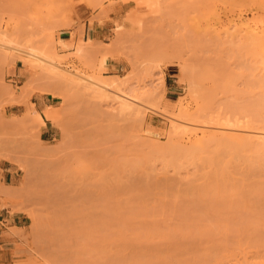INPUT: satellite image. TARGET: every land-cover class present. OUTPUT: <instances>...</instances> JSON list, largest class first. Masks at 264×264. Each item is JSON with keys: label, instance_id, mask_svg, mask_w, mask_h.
<instances>
[{"label": "rangeland", "instance_id": "374dc122", "mask_svg": "<svg viewBox=\"0 0 264 264\" xmlns=\"http://www.w3.org/2000/svg\"><path fill=\"white\" fill-rule=\"evenodd\" d=\"M263 16L264 0H0V34L13 40L0 45V158L18 169L12 209L29 216L3 231L13 250L1 264H264V155L215 165L167 153L173 116L264 131ZM125 91L141 112L110 99ZM34 92L55 98L53 134Z\"/></svg>", "mask_w": 264, "mask_h": 264}, {"label": "bare ground", "instance_id": "6f19581e", "mask_svg": "<svg viewBox=\"0 0 264 264\" xmlns=\"http://www.w3.org/2000/svg\"><path fill=\"white\" fill-rule=\"evenodd\" d=\"M264 17V16H263ZM253 19V18H252ZM255 20H258V19H254V21ZM248 22V21H247ZM250 20H249V22L246 24L247 26H246V28L248 27V24H250ZM261 22V21H260ZM245 23V22H244ZM254 23V22H253ZM256 23V22H255ZM258 24H259V22H257ZM252 24V23H251ZM258 24H256V25H258ZM242 26H243V24H241ZM245 25V24H244ZM240 26V25H239ZM259 26V25H258ZM241 27V26H240ZM245 27V26H244ZM253 27V26H252ZM254 27H255V25H254ZM262 27V26H261ZM261 27H260V30H261ZM264 27V26H263ZM262 27V28H263ZM243 28V27H242ZM1 29V28H0ZM245 29V28H244ZM259 30V29H258ZM5 31V30H4ZM1 32V31H0ZM3 33V32H2ZM245 33H246V30H245ZM248 33H250V32H248ZM252 33H255V30L252 32ZM252 33H251V35H252ZM257 33H260V31L258 32L257 31ZM0 35H2V34H0ZM249 34H247L246 36H248ZM258 35V34H257ZM8 34L6 33H3V35L2 36H0V40H2L3 42L1 43L0 42V45H4V46H7V47H9L8 45L9 44H11V42H13V40L12 39H10V37L8 36ZM11 38H13V37H11ZM253 38V37H252ZM256 38H258V37H256ZM90 40V39H89ZM86 42V41H85ZM262 42V41H261ZM264 44V43H263ZM254 45V44H253ZM11 46V45H10ZM80 46V45H79ZM16 47V46H15ZM260 47V46H259ZM262 47H263V45H262ZM6 48V47H5ZM16 48H18V47H16ZM258 50H260V48L258 49ZM261 51H263V54H264V48H263V50H261ZM27 53L29 54V55H31L32 57H34V59H36V58H38L39 60H46L47 58H45L44 56H42L39 52H38V50H36V48L34 49V47L32 48V46H31V49L30 50H27ZM256 54H257V52H256ZM254 55V54H253ZM36 57V58H35ZM259 57V56H258ZM260 57H261V55H260ZM48 60V59H47ZM46 60V61H47ZM48 62L49 63H51V64H53V65H55V62H53V61H51V60H48ZM254 62H256V61H254ZM261 63H263V69H264V61L263 62H260V64ZM257 64V63H256ZM259 64V63H258ZM56 66H58L57 64H56ZM263 69H262V71H263ZM105 77V76H104ZM107 77V76H106ZM262 78V82L264 83V72H263V77H261ZM105 79V78H104ZM195 80H198V79H196V77L194 78ZM194 79H193V81H194ZM101 80H103V79H101ZM107 80H109V79H106L105 80V82L107 81ZM98 82H102V81H98ZM97 82V83H98ZM104 81L102 82L103 84H105L106 85V83H105ZM110 82V81H109ZM164 82V81H163ZM96 83V82H95ZM102 83H100V85L99 86H102L103 84ZM119 84V83H118ZM163 84H165V83H163ZM107 85H109V83L107 84ZM115 87V86H114ZM117 87V86H116ZM119 87V86H118ZM98 88H101V87H98ZM121 92V91H120ZM119 92V93H120ZM129 94H127V92L125 91V92H122V93H120V94H118L117 93V95L115 96V95H110L111 97L112 96H114L113 98H111L110 97V99H113L115 102H117L118 103V105H119V107L121 108V110L123 109H131V110H129V111H132V109L133 110H135V111H140L141 109L140 108H138V106L139 105H141V104H139V103H135V104H139V105H137V107H134V106H136V105H134L133 104V100H130L128 97ZM131 97V96H130ZM108 98H109V95H108ZM134 99H136V98H134ZM264 101V100H263ZM113 102V101H112ZM111 102V103H112ZM264 103V102H263ZM32 104V103H31ZM30 105V104H29ZM33 105V104H32ZM112 106V105H111ZM142 106V105H141ZM153 106V105H152ZM32 107H35V106H32ZM53 107V106H52ZM144 107V106H143ZM116 108V107H115ZM187 108V107H186ZM34 109V108H33ZM57 109V108H56ZM117 109V108H116ZM55 110V109H54ZM124 110V111H125ZM145 110V109H144ZM147 110V109H146ZM183 109H181V111H182ZM185 110V109H184ZM28 111H30V110H28ZM27 112V111H26ZM123 112V111H122ZM141 112V111H140ZM139 112V113H140ZM145 112V111H144ZM184 112V111H183ZM182 112V113H183ZM29 113V112H28ZM35 115H37V117L38 118H40V120H45L44 118H43V114L39 111V110H37V109H35ZM45 113H46V115H47V118L48 119H52V120H54L55 119V117H56V114L53 112V110L50 108V107H48L47 109H45ZM133 114H135L134 116H136V113H134V112H132ZM165 113V112H164ZM163 113V114H164ZM131 114V113H130ZM174 114V113H173ZM184 114V113H183ZM185 114H187V113H185ZM132 115V114H131ZM137 115H139L138 113H137ZM143 115V114H142ZM166 116V115H165ZM178 116H183L184 117V115H181V114H178ZM171 118H173V120L171 119ZM170 119V122H171V124H172V122H173V124H172V128L174 129H172L175 133H174V135H178V137H179V139L181 138H183V137H185V136H187L188 138H189V140H192L193 139V141H194V143H195V145H191L192 147H184L183 145H180V142H179V144H178V137H177V135H176V139H173V141L171 142V143H173V145L170 143V145H171V147L172 146H174V144L176 145V147L177 148H175V149H177V150H175L173 147V149L171 148V147H169V144H168V142L166 143V145H168L167 147L171 150H168L167 151V153L169 152V154L171 153V152H173V154H174V152L176 153V151H177V153H176V155L175 156H177L176 158L178 159V155L177 154H179V162L180 161H182V159L184 158V156H185V152H186V155H187V153L189 152L192 156V160H194V159H196L195 157H204V159L206 158V160L207 161H214L213 163L216 165V163H218V161L220 160V158L221 157H224V153L225 154H227V152H229L230 153V155L232 156H239V157H246L247 158V162H249V164L248 165H255L254 164V161L256 160L257 161V159H255V157H257L256 155H259V156H261L262 157V155H264V131H263V129H261L262 131H260L259 133L258 132H254L255 134L254 135H250V136H245V135H243V134H237V133H234L233 132V130H232V133H220L221 132V129L224 127H222L221 129H219L218 130V128H220L221 126H219V127H217V128H215L214 129V126H213V131H212V126L209 128V129H206V127H197V128H193L192 126L191 127H189V125H188V123L185 121L186 119L185 118H187V117H184V118H181V117H171ZM134 119V118H133ZM185 119V120H184ZM189 119V118H188ZM135 120V119H134ZM190 120V119H189ZM142 121V120H141ZM176 121H178V122H176ZM45 122V121H44ZM143 122V121H142ZM190 122H192L193 123V121L192 120H190L189 121V123ZM196 123V122H195ZM170 124V125H171ZM197 124V123H196ZM195 124V125H196ZM169 125V126H170ZM203 125V124H202ZM226 125V124H225ZM198 126V125H197ZM200 126H201V124H200ZM216 126H218V125H216ZM227 126H225L224 128H226ZM238 127V126H237ZM231 128V127H230ZM239 128H242V127H240L239 126ZM229 129V128H228ZM237 129V128H236ZM243 129H244V127H243ZM247 129V128H246ZM209 130V131H208ZM226 130V129H225ZM172 131V132H173ZM216 131V132H215ZM239 131V130H238ZM243 131V130H242ZM247 131H250V130H248L247 129ZM253 131H255V130H253ZM222 132H224V130L222 129ZM171 133V132H170ZM181 133V134H180ZM251 134H253L252 133V129H251ZM172 135H173V133H172ZM169 137H170V135H169ZM186 139V138H185ZM171 140H172V138H171ZM175 140H177L176 142H175ZM166 141V140H165ZM168 141V140H167ZM181 141V140H180ZM193 141H191V143H193ZM184 142V141H183ZM161 143V142H160ZM193 143V144H194ZM181 144H182V142H181ZM163 145V144H162ZM161 145V146H162ZM164 145H165V143H164ZM178 145V146H177ZM186 145V144H185ZM157 148H158V145L156 144L155 145ZM213 146V147H212ZM152 147V146H151ZM153 148V147H152ZM151 148V149H152ZM155 148V147H154ZM153 148V149H154ZM165 148V147H164ZM164 148L162 147L161 149H163V151H165L164 150ZM168 148H166V150L168 149ZM152 149V150H153ZM156 149V148H155ZM154 149V150H155ZM159 150H160V148H158ZM174 150V151H173ZM157 151V150H156ZM156 151H155V153H156ZM162 151V152H163ZM207 151V156H204V153L203 152H206ZM251 151H252V153H251ZM146 153H147V151H145ZM149 152V151H148ZM166 152V151H165ZM178 152H180V153H178ZM209 152V153H208ZM247 152H248V154L249 155H246L247 154ZM256 153V155H254L253 156V154L254 153ZM1 153V152H0ZM182 153V154H181ZM203 153V154H202ZM3 154V153H2ZM140 154V153H139ZM159 154V153H158ZM163 154H165V153H162V155H161V157H163L164 155ZM168 154V156L170 157V155ZM172 153H171V155L172 156H174ZM147 155H150L149 153L147 154ZM160 155V154H159ZM159 155H157V157H158V159H159ZM181 155H184L183 156V158L180 160V156ZM189 155V154H188ZM138 156H140V155H137V158L138 159H136V158H134V160H133V158H131V163L132 164H129V165H133L135 168H136V165H137V163L140 161L139 160V158H141V157H138ZM144 156V155H143ZM152 156V155H151ZM154 156V155H153ZM168 156H166L167 158H169ZM226 156V155H225ZM258 156V157H259ZM155 157V156H154ZM182 157V156H181ZM144 158V157H143ZM146 158V157H145ZM151 158V157H150ZM189 158H190V155L188 156V159H187V156H185V159L186 160H189ZM194 158V159H193ZM263 158H264V156H263ZM137 161H136V160ZM152 159V158H151ZM163 159V158H162ZM166 159V158H165ZM175 158H173V160H174ZM260 160H262V158H259ZM113 160H115V159H113ZM112 160V161H113ZM119 160H120V164L122 165V168L121 167H118L117 166V162L119 163ZM119 160H116L115 162L116 163H114V162H112L114 165H116L119 169H122L123 170V165L125 164V163H122L121 162V159H119ZM159 160H161V159H159ZM164 160V159H163ZM170 160H172V159H170ZM172 160V162H174V161H176V163H177V160H174L173 161ZM184 160V159H183ZM217 160V161H216ZM222 160V159H221ZM245 160V159H244ZM259 160V161H260ZM122 161H123V159H122ZM136 161V162H135ZM147 161H149L148 159H147ZM216 161V162H215ZM243 161V160H242ZM255 161V162H256ZM125 162V161H124ZM128 162V161H127ZM143 162V160L140 162V163H138V165L139 164H141ZM146 162V161H145ZM150 162V161H149ZM167 162H170V164H171V161H169V159H168V161ZM210 162V163H211ZM221 162V161H220ZM135 165H134V164ZM148 163V162H147ZM165 163H166V160H165ZM175 163V162H174ZM222 163V165H223V162H221ZM221 163H220V165H221ZM143 164V163H142ZM212 164V163H211ZM225 164V163H224ZM114 165H112V166H114ZM126 165H127V163H126ZM128 165V166H129ZM138 165H137V167H138ZM144 165H145V163H144ZM165 165V164H164ZM222 165L220 166V168H222V169H220L219 167V169H217L218 171H220V172H222V173H225V171H226V169H225V166H223L222 167ZM110 166H111V164H110ZM125 166V165H124ZM140 167H141V165H139ZM147 166H149V165H147ZM146 166V167H147ZM166 166V165H165ZM227 166V165H226ZM116 167V170L115 169H113V171H112V173L113 172H115V171H117V168ZM145 167V168H146ZM151 167V166H150ZM254 167V166H253ZM132 168V167H131ZM134 168V169H135ZM152 168H153V165H152ZM137 169V168H136ZM214 171V174H213V177L211 178L212 180H215V179H217L216 177L219 175V174H217L218 173V171ZM111 171V170H110ZM120 171L121 170H119V172H116V173H120ZM138 171V170H137ZM155 171V170H154ZM153 171V172H154ZM149 172V171H148ZM57 173V172H56ZM55 172L53 173V174H56ZM111 173V174H112ZM217 174V176H216V174ZM121 174V173H120ZM120 174H116V177L118 176V175H120ZM212 174H210V176H212ZM50 175H52L51 173H50ZM110 175V174H109ZM56 176V175H55ZM104 176V175H103ZM102 176V177H103ZM112 176V175H111ZM144 176H146V174L144 175ZM149 176V175H148ZM209 176V175H208ZM214 176H215V179H214ZM207 178V177H206ZM138 179V178H137ZM208 179V178H207ZM140 180V179H139ZM147 180V179H146ZM135 181H137L136 179L134 180V186H133V184H132V187H135L136 186V183H135ZM141 181V180H140ZM140 181H137L138 182V185L141 183ZM145 181V180H144ZM144 181H142V182H144ZM216 182L218 181V183H219V180L217 179V180H215ZM155 182V181H154ZM209 182H211L210 180H209ZM145 183V182H144ZM157 183V182H156ZM207 183V182H206ZM143 184V183H142ZM220 184V183H219ZM137 185V186H138ZM215 186L216 187V185L214 184V185H212L211 183L209 184H207L206 186H205V189L207 190L208 188H209V186ZM136 186V187H137ZM140 186V185H139ZM170 186V185H169ZM221 186V185H220ZM224 186V185H223ZM142 187V186H141ZM150 187H152V186H150ZM195 187V186H194ZM217 187H219V186H217ZM149 188V187H148ZM192 188H193V186H192ZM141 189V188H140ZM221 189V188H220ZM145 190V189H144ZM264 190V189H263ZM143 191V190H142ZM145 192V191H144ZM150 192V191H149ZM139 193H140V191H139ZM138 192L136 193V195H138L139 194ZM262 194H260L257 198L258 199H261V200H258V201H260V203L259 204H261L262 202L264 203V198H262L263 196H264V192L262 191L261 192ZM143 194L144 193H142L141 192V196H143ZM148 194V193H147ZM134 196V195H133ZM212 196V195H211ZM219 197V196H218ZM260 197V198H259ZM143 198H144V196H143ZM213 198V197H212ZM227 198V197H226ZM230 198H231V196H230ZM142 199V198H141ZM262 199H263V201H262ZM105 200V199H104ZM138 201V200H137ZM142 201V200H141ZM257 201V202H258ZM262 201V202H261ZM140 202V201H139ZM105 203H107L106 205H109V203H108V201L106 202L105 201ZM102 204H104L103 202H102ZM143 204V203H142ZM218 204V203H217ZM220 204V203H219ZM105 205V206H106ZM262 205V204H261ZM263 206V205H262ZM107 207L108 206H106V209H107ZM111 207V206H110ZM140 207V206H139ZM143 207V206H142ZM143 210V209H142ZM261 213V212H260ZM255 215V214H254ZM257 215H259V214H257ZM257 215H255V216H257ZM261 216H262V214H261ZM254 217V216H253ZM263 217H264V214H263ZM262 217V218H263ZM254 219V218H253ZM153 261H155V259L153 260ZM158 262V261H157ZM106 264H108V263H106ZM110 264H114V261H112ZM155 264V263H154ZM157 264V263H156Z\"/></svg>", "mask_w": 264, "mask_h": 264}, {"label": "crops", "instance_id": "0c3cea01", "mask_svg": "<svg viewBox=\"0 0 264 264\" xmlns=\"http://www.w3.org/2000/svg\"><path fill=\"white\" fill-rule=\"evenodd\" d=\"M62 39H66L61 37ZM11 71L14 75L19 76L21 74V67L16 64L12 66ZM54 96L47 92H34L31 96V102L35 105V108L43 114L45 119L44 125L42 127L43 133H52L54 124L52 120L44 117V111L48 107L55 106ZM16 107L22 108V103H15L8 105L7 108ZM0 254L4 259H8L11 254L13 247L8 243L9 240H4L1 237L4 230H7L10 227L22 228L27 226V219H29L28 214L19 208L12 209L11 199L9 198V192L12 190L11 186L15 185L18 169L7 159L0 158ZM3 249V250H1ZM4 263L5 260L0 261Z\"/></svg>", "mask_w": 264, "mask_h": 264}]
</instances>
